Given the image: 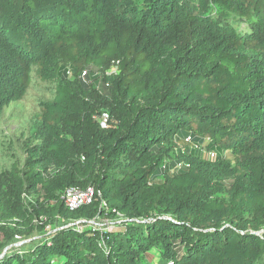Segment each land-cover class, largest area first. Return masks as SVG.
<instances>
[{
    "label": "trees",
    "instance_id": "obj_1",
    "mask_svg": "<svg viewBox=\"0 0 264 264\" xmlns=\"http://www.w3.org/2000/svg\"><path fill=\"white\" fill-rule=\"evenodd\" d=\"M34 71L54 100L0 170V264H264V0H0V115Z\"/></svg>",
    "mask_w": 264,
    "mask_h": 264
},
{
    "label": "rangeland",
    "instance_id": "obj_2",
    "mask_svg": "<svg viewBox=\"0 0 264 264\" xmlns=\"http://www.w3.org/2000/svg\"><path fill=\"white\" fill-rule=\"evenodd\" d=\"M246 28V25L243 26ZM32 73L30 88L25 98L18 103H12L0 115V170H9L14 165H23L26 153V139L29 136L33 122L41 114L40 103L54 100V85H45L39 77ZM208 144L206 141L203 148ZM192 144H186L185 147L192 148ZM230 157V154L226 155ZM121 221L118 218L104 217L92 222L85 229H117ZM77 224V223H76ZM27 242V241H26ZM25 243V242H24ZM22 243L16 246H21ZM149 264H162L158 253L152 251L146 257Z\"/></svg>",
    "mask_w": 264,
    "mask_h": 264
},
{
    "label": "built area",
    "instance_id": "obj_3",
    "mask_svg": "<svg viewBox=\"0 0 264 264\" xmlns=\"http://www.w3.org/2000/svg\"><path fill=\"white\" fill-rule=\"evenodd\" d=\"M115 69H113L110 73L114 72ZM86 75V72L84 73V76ZM68 76L72 77V73L69 71ZM100 122L104 128L109 127L110 123V115L108 113H103ZM186 144H192L196 147L195 144H193L192 137H188L185 141ZM192 146V147H193ZM205 157L209 161H216L218 158V154L215 151H209L205 152ZM188 166V165H187ZM183 167V164H179L178 168L181 169ZM102 198V192L97 190L93 186H89L86 189H79V188H70L68 189L65 194L62 197V200L64 201L66 207L71 210L75 211L82 207L89 206L93 204L97 199ZM103 209H108L107 203L105 201L102 202ZM114 213H117L116 210L113 211ZM119 217H122L120 213H117ZM79 224V223H77ZM83 227V226H81ZM81 227H79L81 229Z\"/></svg>",
    "mask_w": 264,
    "mask_h": 264
}]
</instances>
